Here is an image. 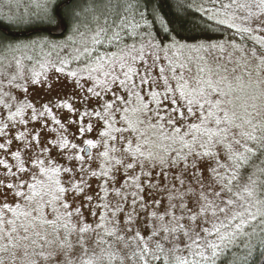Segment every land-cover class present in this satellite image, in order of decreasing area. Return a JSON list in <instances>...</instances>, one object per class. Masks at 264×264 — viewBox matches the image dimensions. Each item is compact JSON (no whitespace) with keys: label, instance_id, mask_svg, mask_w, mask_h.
Returning a JSON list of instances; mask_svg holds the SVG:
<instances>
[{"label":"snow or ice","instance_id":"snow-or-ice-1","mask_svg":"<svg viewBox=\"0 0 264 264\" xmlns=\"http://www.w3.org/2000/svg\"><path fill=\"white\" fill-rule=\"evenodd\" d=\"M147 2L75 0L65 40L0 38V264H264V0L200 6L259 45L231 51ZM61 78L73 95L29 99Z\"/></svg>","mask_w":264,"mask_h":264},{"label":"trees","instance_id":"trees-1","mask_svg":"<svg viewBox=\"0 0 264 264\" xmlns=\"http://www.w3.org/2000/svg\"><path fill=\"white\" fill-rule=\"evenodd\" d=\"M200 1L211 0H148L149 10L158 9L159 13L167 19L173 31L181 40L188 42L221 38L234 35L225 25H217L215 21L208 20L207 15L200 11ZM75 0H58L59 15L56 23L42 25L38 22L32 24H15L8 16L0 15V38L12 42H28L32 39L47 37L52 40H64L70 34L69 22L63 13L71 8ZM183 8L177 7V4ZM63 21V22H61ZM61 28V31H59ZM159 31V25L156 28ZM4 52L0 51V55Z\"/></svg>","mask_w":264,"mask_h":264},{"label":"rangeland","instance_id":"rangeland-1","mask_svg":"<svg viewBox=\"0 0 264 264\" xmlns=\"http://www.w3.org/2000/svg\"><path fill=\"white\" fill-rule=\"evenodd\" d=\"M223 2H228V0H223ZM10 5V6H9ZM203 5L206 8L210 7H219V5H213L211 1H200L199 7ZM37 9L35 7V4L33 3V0H0V15L8 16L11 17L12 20L14 21L15 24H32V23H25L26 20L32 19L36 23V13ZM253 27L255 25L253 24ZM232 30V29H231ZM61 31V28L60 30ZM234 34V30H232ZM254 35L258 36H264V32H255L253 33ZM49 39L47 37H42L38 40L32 39L30 41L36 40L39 41L41 39ZM67 38V37H66ZM65 40V39H64ZM212 41H224L226 42V49L228 51H231L230 43H235L239 46H243L246 49H251L252 47L259 48V45H256L255 42L249 38L246 37H241L239 35H225L221 38H216V39H211ZM52 41H63V40H52ZM204 41V40H201ZM24 42V41H23ZM29 42V41H28ZM230 42V43H227ZM191 43V42H190ZM216 54L219 55V50L216 51ZM239 55V53H237ZM5 53L0 55V84L4 85L3 90L8 91L9 89L7 88V79H4L3 74H7V77L10 79L13 74H15V67H14V62L12 63L11 66H9V62L11 61V55L8 54L7 59L4 58ZM29 68L32 67L31 64H29L27 61L25 62ZM76 65L73 64L72 67H75ZM37 70L39 71V66L37 65ZM48 72L49 76H54L56 75L54 71L51 68L46 69ZM12 92L14 95H18L21 98H23L24 93L22 91H18L16 89H12ZM29 99L39 103L47 102L48 99H55L57 96L64 98L66 96H71L74 94V88L73 85L61 78V81L56 85L55 89L52 92H49L46 88H40L38 86H31L29 87ZM110 98V96L108 97ZM73 103L77 106L80 107V105L74 100ZM95 103L93 102L92 107H95ZM54 111H56L54 109ZM0 112H3L6 115V110L3 108L2 105H0ZM61 116L67 115L66 110L60 111L58 113ZM26 115H30V110L26 113ZM20 130H23V126H18ZM74 130V129H73ZM16 130L14 129L11 133V135H15ZM95 133L88 134L87 138H94ZM3 137H0V142H2ZM12 162V161H10ZM30 166V165H29ZM160 197L158 196L157 199ZM130 199V198H129ZM164 203H167V199L165 196ZM91 217L89 216V221H91ZM141 228L144 227L143 224L140 225Z\"/></svg>","mask_w":264,"mask_h":264}]
</instances>
